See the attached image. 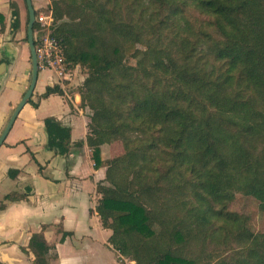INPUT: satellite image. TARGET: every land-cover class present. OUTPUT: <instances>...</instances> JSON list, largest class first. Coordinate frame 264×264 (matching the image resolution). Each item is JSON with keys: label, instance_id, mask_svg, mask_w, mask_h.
<instances>
[{"label": "trees", "instance_id": "1", "mask_svg": "<svg viewBox=\"0 0 264 264\" xmlns=\"http://www.w3.org/2000/svg\"><path fill=\"white\" fill-rule=\"evenodd\" d=\"M49 1L64 61L86 71L85 144L106 168L95 212L118 263L264 264V233L234 209L252 197L264 214V0ZM127 42L145 47L133 65L121 62ZM64 94L48 86L40 98ZM43 124L54 156L84 145L55 118ZM114 142L123 154L103 160ZM44 230L27 245L33 264L57 259Z\"/></svg>", "mask_w": 264, "mask_h": 264}, {"label": "crops", "instance_id": "2", "mask_svg": "<svg viewBox=\"0 0 264 264\" xmlns=\"http://www.w3.org/2000/svg\"><path fill=\"white\" fill-rule=\"evenodd\" d=\"M11 2L19 10V27L15 31L11 27ZM32 5L35 12L43 14L49 12L50 1L32 0ZM25 37L24 1L0 0V65H4L0 73V134L29 87L31 61ZM41 73L47 72L39 71L31 98L37 107L24 106L0 147V264H33L27 245L32 234L42 232L43 227L46 241L55 246L57 254L50 264H88V257L97 254V247L110 252L111 264H119L107 244L111 231L102 228L95 212L99 198L96 185L105 178V169L94 167L92 151L85 144L89 111L81 108L75 93L68 102L59 96L40 98L45 88L54 83L46 84ZM55 100L59 101L56 113L50 108ZM49 117L71 129L72 143L83 141L84 145L73 147L67 156H54L46 148L43 121ZM9 170L17 174L9 177ZM11 185L15 189L8 191ZM13 193L23 199L5 201V196ZM91 225L105 233L94 239ZM59 226L69 233L62 243ZM51 228L55 229L53 234L49 233Z\"/></svg>", "mask_w": 264, "mask_h": 264}, {"label": "rangeland", "instance_id": "3", "mask_svg": "<svg viewBox=\"0 0 264 264\" xmlns=\"http://www.w3.org/2000/svg\"><path fill=\"white\" fill-rule=\"evenodd\" d=\"M126 1H131V0H126ZM49 12L51 13L50 10ZM49 12H46L45 14H48ZM38 14L39 12H37L36 15ZM24 42L27 44L26 41ZM124 48H125L124 51L127 50V52H126L125 58H123L121 62H130V64L132 65L135 62H137V59L133 57L134 53L143 51L145 49L143 44L136 43L134 45H131L130 43L128 44V42L125 44ZM70 70H71V73H70L71 75H66L64 77H60L56 74L52 75L51 73H48L49 71H45L47 73H41V76L43 75V77L45 78L46 84H52L54 80V83L52 86L58 85L62 89V91H64L65 93L64 96H59V97H64V101L66 102L69 101V96H73L74 93L78 94V91L76 90L77 88H80V86L82 85L86 77V71L80 66L72 67L70 68ZM37 90H39V87L37 88ZM50 108L53 109L54 113L58 112L59 111V101L55 100L52 104L50 103ZM88 111H89V116H90L91 111L89 109ZM103 147H105V149H104L103 156L101 157L104 158V160L113 159L117 156L122 155L124 152L122 145L118 142L104 145ZM104 169L106 170L105 167ZM9 187L10 188L8 189V191H10V189H15L12 185ZM234 209L235 211L242 213L243 215H246L249 217L250 219L249 226H250V229L254 233H264V214L261 211H259L258 203L256 202L254 198L241 197L235 203ZM91 226H93L92 236L94 237V239L95 238L99 239L101 237V234L105 233V231L103 232L101 231L102 229H100V227L97 228L94 225H91ZM54 230H55L54 228H51L49 233L53 234ZM52 237L53 236H49V238H52ZM93 249L95 248L93 247ZM96 250H97V254L93 253L91 257H88L89 258L88 264H111L112 263L110 252L109 253L105 252L101 249H98V247ZM118 260L122 264H130L128 260H125L122 258H119Z\"/></svg>", "mask_w": 264, "mask_h": 264}, {"label": "built area", "instance_id": "4", "mask_svg": "<svg viewBox=\"0 0 264 264\" xmlns=\"http://www.w3.org/2000/svg\"><path fill=\"white\" fill-rule=\"evenodd\" d=\"M35 25L33 38L40 71H49L60 77L71 75L72 67L64 61L61 41L51 35V13L35 15Z\"/></svg>", "mask_w": 264, "mask_h": 264}, {"label": "water", "instance_id": "5", "mask_svg": "<svg viewBox=\"0 0 264 264\" xmlns=\"http://www.w3.org/2000/svg\"><path fill=\"white\" fill-rule=\"evenodd\" d=\"M25 5L27 8L28 13V23L26 26V36H27V46L30 54V61H31V70H30V83L27 91L24 93L23 97L17 104V106L14 108L11 116L9 117V120L0 134V147L3 145L8 133L12 129L14 122L16 121L19 113L22 111L24 106H26L30 99L32 98V95L34 93L36 83L38 80V74H39V65L37 61V56L35 52V45H34V38H33V32H34V24H35V11L32 5V0H24ZM3 64L0 65V73L3 69Z\"/></svg>", "mask_w": 264, "mask_h": 264}]
</instances>
